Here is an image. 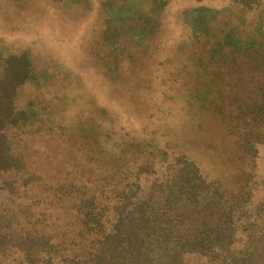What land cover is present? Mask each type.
<instances>
[{
    "label": "trees",
    "instance_id": "trees-1",
    "mask_svg": "<svg viewBox=\"0 0 264 264\" xmlns=\"http://www.w3.org/2000/svg\"><path fill=\"white\" fill-rule=\"evenodd\" d=\"M200 15L159 83L176 133L41 116L32 61L0 55V264H264V0Z\"/></svg>",
    "mask_w": 264,
    "mask_h": 264
},
{
    "label": "rangeland",
    "instance_id": "rangeland-1",
    "mask_svg": "<svg viewBox=\"0 0 264 264\" xmlns=\"http://www.w3.org/2000/svg\"><path fill=\"white\" fill-rule=\"evenodd\" d=\"M215 9L228 11L230 0H0V55L26 53L32 61L17 105L32 101L41 116L109 133L166 125L176 133L182 112L160 92L166 56L195 30V18ZM147 68L158 80V105L134 95ZM256 168L264 174V147Z\"/></svg>",
    "mask_w": 264,
    "mask_h": 264
}]
</instances>
